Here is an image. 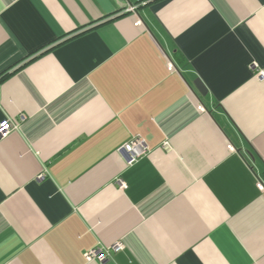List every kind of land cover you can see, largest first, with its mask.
<instances>
[{
	"label": "crops",
	"instance_id": "0c3cea01",
	"mask_svg": "<svg viewBox=\"0 0 264 264\" xmlns=\"http://www.w3.org/2000/svg\"><path fill=\"white\" fill-rule=\"evenodd\" d=\"M259 70L264 0H0V264H264Z\"/></svg>",
	"mask_w": 264,
	"mask_h": 264
},
{
	"label": "built area",
	"instance_id": "2783aa9c",
	"mask_svg": "<svg viewBox=\"0 0 264 264\" xmlns=\"http://www.w3.org/2000/svg\"><path fill=\"white\" fill-rule=\"evenodd\" d=\"M127 12L137 15V7L129 6L127 9ZM136 25H142V22L139 18L136 20ZM253 69H258L257 63H252ZM168 69L170 71H177V68L175 64L171 61V59L168 58ZM258 76L261 78H264V71L259 70L257 72ZM198 108L200 111H205V108L203 104H198ZM22 120H25V117L22 116ZM18 123H15L13 121H4L0 124V134L5 137L7 136L12 130H15L18 128ZM163 149L166 151H171L172 147L171 145L166 142L163 145ZM149 146L146 143V141L142 137H134L130 142H128L124 147H122L121 154L124 157L126 165L132 166L135 163H137L140 159H142L144 156H146L149 153ZM42 177V176H41ZM121 188L125 187V183L122 180H118ZM258 187L264 191V182L262 180L258 181ZM124 249V246L121 242H117L111 246H96L95 248L91 249L89 252L86 253V257L88 260H96L100 263H105L112 252H120Z\"/></svg>",
	"mask_w": 264,
	"mask_h": 264
},
{
	"label": "water",
	"instance_id": "95a60500",
	"mask_svg": "<svg viewBox=\"0 0 264 264\" xmlns=\"http://www.w3.org/2000/svg\"><path fill=\"white\" fill-rule=\"evenodd\" d=\"M195 85L197 87V89L203 94V95H206L207 93V89L206 87L204 86L203 82L200 80V79H197L195 81Z\"/></svg>",
	"mask_w": 264,
	"mask_h": 264
}]
</instances>
